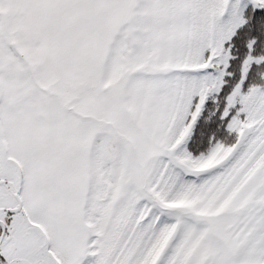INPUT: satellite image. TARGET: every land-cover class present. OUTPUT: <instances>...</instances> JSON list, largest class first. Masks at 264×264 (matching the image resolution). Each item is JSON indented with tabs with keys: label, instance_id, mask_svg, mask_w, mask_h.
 <instances>
[{
	"label": "snow or ice",
	"instance_id": "1",
	"mask_svg": "<svg viewBox=\"0 0 264 264\" xmlns=\"http://www.w3.org/2000/svg\"><path fill=\"white\" fill-rule=\"evenodd\" d=\"M0 264H264V0H0Z\"/></svg>",
	"mask_w": 264,
	"mask_h": 264
}]
</instances>
